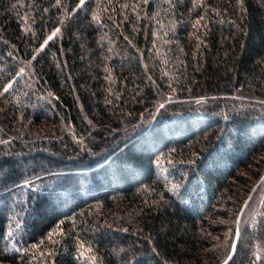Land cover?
<instances>
[{"label":"trees","instance_id":"1","mask_svg":"<svg viewBox=\"0 0 264 264\" xmlns=\"http://www.w3.org/2000/svg\"><path fill=\"white\" fill-rule=\"evenodd\" d=\"M263 174L264 0H0V264H221Z\"/></svg>","mask_w":264,"mask_h":264},{"label":"water","instance_id":"2","mask_svg":"<svg viewBox=\"0 0 264 264\" xmlns=\"http://www.w3.org/2000/svg\"><path fill=\"white\" fill-rule=\"evenodd\" d=\"M263 180H264V174L256 182V184L252 188L250 194L248 195V197L246 198L245 202L243 203V205L241 207V210H240V212H239V214L237 216V220H236V234H235L234 240L232 242L230 253H229L228 257L221 264H228L233 259L234 255H235V252H236V249H237L239 236H240V226H241V221H242L243 214H244L248 204L250 203L253 195L255 194V192L258 190V188L262 184Z\"/></svg>","mask_w":264,"mask_h":264}]
</instances>
